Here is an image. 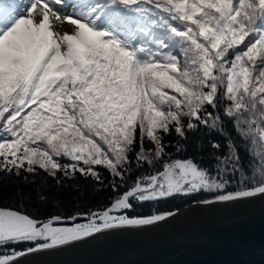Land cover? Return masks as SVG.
I'll return each mask as SVG.
<instances>
[{"label":"snow or ice","instance_id":"6c2138e0","mask_svg":"<svg viewBox=\"0 0 264 264\" xmlns=\"http://www.w3.org/2000/svg\"><path fill=\"white\" fill-rule=\"evenodd\" d=\"M53 19L73 31H55ZM173 47L183 61L164 51ZM223 101L224 115L251 141L250 172L232 144L217 157L216 175L192 158H172L163 134L174 129L185 137V118L189 131L198 124L217 128L221 117L207 108ZM131 153L136 168L152 172L107 208L90 211L86 223L78 216L40 221L0 208V247L32 245L0 254V264L171 215L118 214L132 210L133 200L200 191L224 193L218 202L264 196V0H0V172L42 170L57 184L59 173L73 179L79 172L102 183L99 165L118 191L130 178ZM224 173L239 176L238 190L226 191ZM37 197L45 200V189Z\"/></svg>","mask_w":264,"mask_h":264},{"label":"water","instance_id":"95a60500","mask_svg":"<svg viewBox=\"0 0 264 264\" xmlns=\"http://www.w3.org/2000/svg\"><path fill=\"white\" fill-rule=\"evenodd\" d=\"M19 264H264V196L197 202L153 225L105 230Z\"/></svg>","mask_w":264,"mask_h":264},{"label":"trees","instance_id":"16d2710c","mask_svg":"<svg viewBox=\"0 0 264 264\" xmlns=\"http://www.w3.org/2000/svg\"><path fill=\"white\" fill-rule=\"evenodd\" d=\"M75 2H84V0H75ZM152 31L161 36L164 34L163 29L154 28ZM140 39H145L142 35ZM247 39L251 38H246ZM244 46L241 45V48ZM164 51H172L173 54L179 56L183 61V55L179 47L165 49ZM227 101H223L217 109L207 108L208 112L221 117L220 125L217 128H209L203 124H198L195 130H187V118L184 120L185 137H179L174 129L167 134H163L164 143L167 146L166 151L172 158L188 159L192 158L201 167L209 170L210 173L216 175L217 157H223L229 154V145H234L233 151L238 154L240 163L245 172H250V165L256 160L253 156V149L250 140L242 138L236 130L232 119L224 115V108ZM182 148L181 152H176V147ZM213 145H219V148H213ZM145 147L151 148L149 141L145 140ZM137 151L139 146L137 145ZM132 171L126 173L130 175L125 185L119 187L118 191H114L111 184L113 177L108 170L102 166H95L102 178V183L91 177L82 176L79 172L75 174L73 179H67L63 173H59L62 184H57L56 180L48 176L42 170H37L36 174H29L21 171L17 176L14 173L0 172V208L20 211L31 218L45 221L50 217L61 216L65 220H70L72 216L80 217L76 222L83 223V218L90 211H99L110 206L112 201L128 187H130L137 177L149 174L152 169L148 165L136 168L135 153H131ZM60 162L64 164L71 161L60 158ZM160 165H157L159 168ZM224 179L229 181L226 191L234 192L240 187L237 183L239 176L233 177L230 173H224ZM117 183L119 180L117 178ZM43 188L46 192V199L40 200L37 197V189ZM217 192L200 191L189 195H174L164 200L137 203L132 201L133 208L126 213L129 218L147 217L152 214L174 213L178 210L186 208L194 203L217 197ZM71 225L66 223L63 225ZM32 245L9 244L7 248L0 247V254H7L11 250L17 251L31 247Z\"/></svg>","mask_w":264,"mask_h":264},{"label":"rangeland","instance_id":"374dc122","mask_svg":"<svg viewBox=\"0 0 264 264\" xmlns=\"http://www.w3.org/2000/svg\"><path fill=\"white\" fill-rule=\"evenodd\" d=\"M17 11H20V9L18 8ZM69 11H71V9H69ZM60 22L56 21V20H52V25L55 31L59 32V33H64V32H68L71 33L73 31L74 26L69 25L67 22H64V25L59 24ZM180 56V55H179ZM86 223V222H83ZM64 226H72V225H64Z\"/></svg>","mask_w":264,"mask_h":264},{"label":"bare ground","instance_id":"6f19581e","mask_svg":"<svg viewBox=\"0 0 264 264\" xmlns=\"http://www.w3.org/2000/svg\"><path fill=\"white\" fill-rule=\"evenodd\" d=\"M59 24H61V23H59ZM65 23H63V24H61V25H64Z\"/></svg>","mask_w":264,"mask_h":264}]
</instances>
